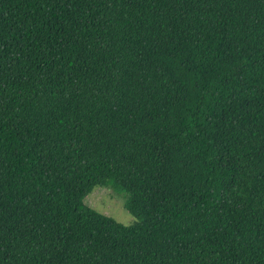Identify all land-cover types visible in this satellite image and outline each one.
I'll return each instance as SVG.
<instances>
[{"label": "trees", "instance_id": "trees-1", "mask_svg": "<svg viewBox=\"0 0 264 264\" xmlns=\"http://www.w3.org/2000/svg\"><path fill=\"white\" fill-rule=\"evenodd\" d=\"M0 264H264V0H0Z\"/></svg>", "mask_w": 264, "mask_h": 264}, {"label": "rangeland", "instance_id": "rangeland-1", "mask_svg": "<svg viewBox=\"0 0 264 264\" xmlns=\"http://www.w3.org/2000/svg\"><path fill=\"white\" fill-rule=\"evenodd\" d=\"M125 202L126 196L118 194L111 187H98L85 200L96 211L129 226L135 222V218L125 208Z\"/></svg>", "mask_w": 264, "mask_h": 264}]
</instances>
